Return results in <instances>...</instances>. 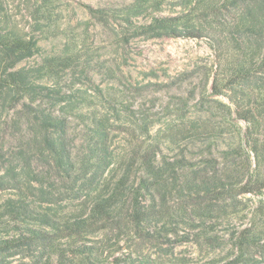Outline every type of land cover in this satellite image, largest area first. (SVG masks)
Wrapping results in <instances>:
<instances>
[{"label":"trees","instance_id":"obj_1","mask_svg":"<svg viewBox=\"0 0 264 264\" xmlns=\"http://www.w3.org/2000/svg\"><path fill=\"white\" fill-rule=\"evenodd\" d=\"M89 10L119 44L207 39L214 61L194 70L193 106L186 99L164 120L141 113L135 122L120 110H93L81 88L63 90L60 76L80 60L70 45L38 67L21 66L38 42L0 21V160L10 157L0 176L9 193L0 200V264L18 256L264 263V0H134ZM116 125L126 130L120 148ZM185 244L208 253L182 256L176 249Z\"/></svg>","mask_w":264,"mask_h":264},{"label":"rangeland","instance_id":"obj_2","mask_svg":"<svg viewBox=\"0 0 264 264\" xmlns=\"http://www.w3.org/2000/svg\"><path fill=\"white\" fill-rule=\"evenodd\" d=\"M133 1L0 0V21L38 42L39 53L21 66L38 67L44 58L55 56L70 45L80 60L76 68L60 76V85L68 92L78 88L87 91V102L95 107L93 110L109 115L111 109L120 110L124 118H133L135 122L143 118L141 113L149 121L164 120L168 109L183 106L186 99L189 106L194 105L193 92L200 86L194 70L211 65L214 55L207 39L139 38L129 44H119L112 30L90 14V8H120ZM182 79L186 81L181 84ZM110 96L117 100L111 106L107 100ZM72 126L74 136L80 138V125L74 123ZM114 128L115 145L120 148L126 145V130L119 125ZM2 143L9 152V137ZM5 154L8 157V153ZM9 164L10 157L4 162L0 160V176ZM8 194L7 190L0 191V200ZM176 252L198 259H204L208 253H201L193 244L180 246ZM227 252L225 247L210 252L209 256H224ZM39 261L38 258L18 256L10 259V264H39ZM51 264H57L56 260Z\"/></svg>","mask_w":264,"mask_h":264}]
</instances>
